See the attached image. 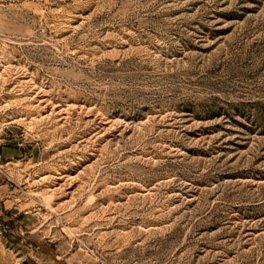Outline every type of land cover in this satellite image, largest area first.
<instances>
[{"label":"rangeland","instance_id":"1","mask_svg":"<svg viewBox=\"0 0 264 264\" xmlns=\"http://www.w3.org/2000/svg\"><path fill=\"white\" fill-rule=\"evenodd\" d=\"M2 146L0 264H264V0H0Z\"/></svg>","mask_w":264,"mask_h":264},{"label":"crops","instance_id":"2","mask_svg":"<svg viewBox=\"0 0 264 264\" xmlns=\"http://www.w3.org/2000/svg\"><path fill=\"white\" fill-rule=\"evenodd\" d=\"M7 143H9V142H7ZM5 149H7V147H5V146H2L1 148H0V153H4V151H5ZM10 149V148H9ZM13 149V148H12ZM12 149H10V150H12ZM14 151H17V149H13Z\"/></svg>","mask_w":264,"mask_h":264},{"label":"built area","instance_id":"3","mask_svg":"<svg viewBox=\"0 0 264 264\" xmlns=\"http://www.w3.org/2000/svg\"><path fill=\"white\" fill-rule=\"evenodd\" d=\"M6 128H7V126H6Z\"/></svg>","mask_w":264,"mask_h":264}]
</instances>
